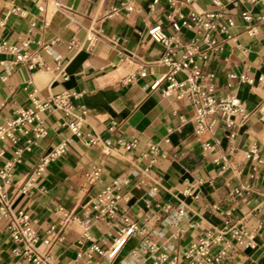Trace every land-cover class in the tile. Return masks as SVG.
<instances>
[{"label":"crops","instance_id":"1","mask_svg":"<svg viewBox=\"0 0 264 264\" xmlns=\"http://www.w3.org/2000/svg\"><path fill=\"white\" fill-rule=\"evenodd\" d=\"M149 2L133 0L132 11L112 12L114 0H0V40L18 45L28 40L26 50L45 66L29 69L19 63L8 69L13 56L0 54V125L12 118L15 107L29 105L32 90L39 99L67 91L75 94L71 103L86 110L82 130L112 140L109 153H104L72 136L67 151L22 193L39 159L70 136L66 123L75 120L79 110L74 115L41 113L43 136L35 138L26 125L28 133L16 144L0 141V168L22 149L20 162L12 168L11 206L31 215L39 235L50 226L58 231L51 247L53 264H86L92 242L106 250L123 226L122 216L137 229L111 264H151L158 255L166 257L162 264H187V247L208 232L218 233L226 223L242 224L256 243L244 247L230 240V264H264V121L259 109L264 92L262 86L239 81L240 75L255 82L264 75V30L254 19L259 32L248 35L241 17L245 11L264 16V6L259 0H181L184 15L222 12L217 29L228 18L235 21L226 33H212L222 47L201 65L202 72L211 75L218 97L234 94L246 109L247 116L237 119L230 139L220 121L210 131L195 134L190 101L164 96L166 80L151 86L167 67L160 62L163 48L148 36V28L160 26L167 35L193 40L199 48L204 45L197 28H172L167 0H158L152 9ZM13 4L22 12L7 15ZM89 33L96 36L90 46ZM142 71L145 76L139 75ZM119 137L136 139L137 144L124 149L116 142ZM26 139L34 141L30 151L24 150ZM204 143L209 147L203 148ZM251 146L256 147L257 159L248 156ZM92 167H98L100 175L89 183L85 173ZM115 182L116 218L111 223L95 221L87 213L88 203ZM243 186L247 188L236 194ZM59 207L72 212L74 219L64 222ZM83 223L90 224L89 240L82 235ZM224 240L213 245V251ZM16 247L7 220L1 218L0 264H30L13 255ZM91 256L102 260L96 253Z\"/></svg>","mask_w":264,"mask_h":264},{"label":"built area","instance_id":"2","mask_svg":"<svg viewBox=\"0 0 264 264\" xmlns=\"http://www.w3.org/2000/svg\"><path fill=\"white\" fill-rule=\"evenodd\" d=\"M112 12L133 10V0H114ZM185 3L191 0H182ZM264 6V0H259ZM158 0H150L149 8L152 9ZM171 7V12L167 16L172 28L178 32L180 25L193 26L201 31V41L204 45L199 48L193 40L184 42L177 35H167L160 26H152L147 29L148 36L155 42L159 43L163 48V54L160 62L167 67V72L159 77L151 85L155 88L162 80L167 81V85L163 90L164 96H175V98H186L193 106L192 119L194 122L195 134L203 131H210L220 121L223 129L229 131V138L234 136L233 129L236 127L237 119H244L247 116L246 109L240 99L234 94H227L222 97L216 95L215 87L211 81V75H205L201 70V65L207 60L210 52L219 50L222 43L213 38L212 33L215 31L226 33L235 25V21L228 18L220 28L217 29V21L223 14L220 11L195 12L191 11L187 15L181 13V0H167ZM215 4L218 5L217 2ZM22 12L18 5L13 4L7 11V15L11 13ZM243 21L246 23L245 31L248 35L254 36L259 32L257 25L252 24V20H256L264 30V16L258 14L253 15L248 11L241 14ZM4 24V20H0V25ZM96 40V36L92 33L87 35L88 46L92 45ZM28 40H22L20 45L8 39L0 40V54L13 56V60L8 63V69L13 65L23 63L29 69L43 68L44 64L38 59L37 55L26 50ZM145 72L139 73L145 76ZM181 74L182 78H177ZM239 81L249 85L257 84L262 86L264 92V75H260L255 82L253 78L246 75H240ZM74 93L62 92L52 95L45 99H39L36 91L32 90L28 93L29 105L27 107L17 106L14 108L12 118L0 125V141H8L16 144L19 136L27 134L25 126L29 125L35 138H39L45 134L43 128L44 119L41 113H52L62 111L66 115H74L75 110H79V115L75 116V120L66 123V128L70 134L69 137L62 139L48 153L43 155L36 164L33 171L26 177L20 188L22 193H27L35 184L36 178L41 176L47 165L64 154L73 137L80 138L86 146H99L104 153H109L112 140H101L97 135L82 130V118L86 112L84 106L75 107L71 103V97ZM259 109L262 113L264 121V98ZM111 130V128H109ZM119 146L124 149L134 148L137 144L136 139L125 140L121 137L116 139ZM24 150L30 151L31 145L34 143L32 139H26ZM209 144L204 143L203 148H208ZM155 150L154 145H150ZM256 147L251 146L248 156L254 159L258 157ZM22 149L14 152L13 159L6 161L0 168V219L7 220V228L9 230L11 241L17 246L13 249V255L21 257L30 264H53L51 247L53 242L58 238V231L54 227H48L41 236L35 228V220L31 215L22 209L15 210L11 206L8 196V189L12 184L13 172L12 168L15 163L20 162ZM89 183L95 182L100 175L98 167H92L86 173ZM116 182L111 186H105L91 199L88 203L87 213L92 215L95 221H104L111 223L117 215V201L119 195L115 188ZM243 186L235 193L241 195V190L246 189ZM264 209V202L262 205ZM58 212L62 215L64 222L74 219L72 212L66 211L63 207L58 208ZM123 226L118 230L116 236L106 250L96 243L92 242L89 247L86 264H111V261L118 253L129 236L137 229L135 223L131 222L127 217L122 216ZM82 235L85 239H91L90 224L83 223ZM228 235L229 240H224V236ZM224 240V245L213 251V245ZM230 240L236 241L240 246L255 247L254 234L239 223H226L218 233H206L197 242L191 243L184 256L187 264H230L228 261ZM42 246V247H41ZM264 246V242H263ZM96 253L102 257V260L95 261L91 254ZM82 254L80 253L79 256ZM165 255H158L151 264H162L165 261ZM169 264H173L170 261Z\"/></svg>","mask_w":264,"mask_h":264}]
</instances>
